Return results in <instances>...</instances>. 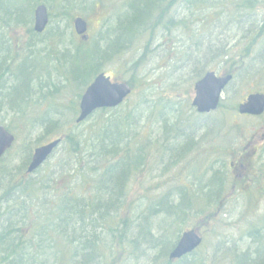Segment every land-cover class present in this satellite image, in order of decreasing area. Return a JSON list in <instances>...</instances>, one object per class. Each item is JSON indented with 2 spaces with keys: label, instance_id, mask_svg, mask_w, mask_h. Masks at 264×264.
I'll return each mask as SVG.
<instances>
[{
  "label": "trees",
  "instance_id": "trees-1",
  "mask_svg": "<svg viewBox=\"0 0 264 264\" xmlns=\"http://www.w3.org/2000/svg\"><path fill=\"white\" fill-rule=\"evenodd\" d=\"M14 2L15 0H12L8 5L4 0H0V124L11 133L10 125H5L4 120L10 116L12 121H18L24 128L21 133L26 132L33 136L31 138L33 142L48 140L51 137H53L51 140L61 138L60 145L65 147L67 165H52L51 175L58 173L60 180L52 177V195H48L46 199L49 205L46 212L37 200L39 191L33 179V174L40 168L28 174L26 162L17 168L13 175H9L11 181L15 179V182L10 187L7 184L6 187L9 189L0 195V203L4 202L0 205V264H102L105 247L102 243L100 248V243L104 229L110 227L107 229L108 232L118 238L124 235L125 229L126 233L134 230V222L130 226L127 225L121 220L120 211L125 206L131 180L144 175L145 165H149L153 155H156L153 146L152 152L150 150V154L146 155V148L137 142L139 134L133 133L137 121H142L143 113L136 105L121 113L118 110L123 104L115 109L97 110L93 113L96 119L85 130L86 133L84 130L74 132L66 129L71 126L75 129L76 125H79L75 120L66 125L48 113L30 119L29 108L36 106L33 97L37 92L42 94L43 80L39 78L37 71L40 67H45L47 60L54 56L56 62L61 64V67H58L59 71L62 70L63 86L72 84V87L81 91L98 74L104 73L103 68L106 65L113 62L120 64L121 55L138 48L142 42H145L144 50L147 51L148 45L156 38L163 36L169 38L171 31L178 29L187 31L189 41L198 44L202 58L213 57L216 60L219 53H211L213 51L211 44H204V32L210 30L207 31L209 34L213 33V30H219L224 37H229L230 28H234L235 34L231 40L234 38V42L236 39L237 43L246 42L243 51L246 55L249 53L252 55L258 40L264 36V0H127L126 7L115 13L112 24L108 28L106 24L101 26L104 33L98 36V41L91 43L89 39L86 43L80 42L70 52L62 49L60 56L59 45L51 49V52L45 48L46 41L44 42L41 37L46 31L39 35L27 25L32 23L33 6L30 5L31 9L28 10ZM34 3L45 6L50 4L48 0ZM92 4L91 1L88 5ZM73 5L74 0L61 1L59 12L62 20L71 19L72 15L69 12L74 8ZM49 11L51 19L53 15ZM54 16L57 17L58 13ZM25 25L29 27L27 32L30 38L24 43V57L17 62L18 54L14 53V45L8 39V31L13 26ZM47 33L54 43L55 38L58 42L60 40L63 42L68 37L65 28L60 32L53 30ZM204 45L205 50H202ZM232 48L234 46L231 44L220 45L218 48L220 60L215 66L216 71L222 64L228 62ZM143 55L136 60L129 59L123 64L124 67L131 71L137 70ZM259 55L264 58V50H261ZM39 56L45 59V63L40 67L35 61ZM255 59L258 60L256 56L250 57L249 65L243 71L239 68L224 74L231 75L232 81L244 75L250 76L252 72L250 66L254 64ZM117 81L126 82L133 89L131 78L127 81ZM36 82L39 83V88L35 90ZM74 110L75 113L78 112L77 109ZM113 111L114 115H108ZM168 127L159 145L158 155L161 161H151V164L164 165L166 163L162 161L165 158L169 159V155L174 159L173 163H177L198 146L199 139L196 136L190 137L181 128ZM38 129L40 133L34 136ZM212 162L225 165L224 159L212 160L210 156H206L201 165H209ZM254 164L246 165H252L250 171H261L264 167ZM81 165H86L87 168L88 165H95L93 176L89 177L80 172ZM239 165L245 164L240 161ZM65 166H69L71 171L66 173ZM76 172L75 177L78 176V181L83 177L87 181L89 177L83 196L73 192V177ZM0 174L7 175L4 167L0 168ZM216 176L220 180L224 178L223 175L215 173L210 178L211 182H215ZM259 177L264 181V173ZM61 182L65 184L62 186ZM212 185L213 183H208V191H202V188L194 191L193 198L186 193L182 196L183 192L179 191L178 195H174L178 199H160L153 203L142 217V222L137 224V236H133L132 245L139 247L142 236L150 235V226L146 225L149 217L176 216L180 210L185 214L189 207H193L192 203L195 200H198V204L202 203V209L198 206L197 212H206L205 204L218 203V196H210ZM220 185L215 184V188ZM190 199L192 201H188ZM20 200L23 201L19 203ZM24 201L39 206L41 212L32 213L25 207ZM261 216L260 224L250 227L244 235V241H248V246L239 252L236 251L234 255L230 253L229 264H264V212ZM156 244L160 248V257L165 258L163 264H206L200 257L199 249L172 261L168 254L175 243L170 244L160 237L155 239L153 245Z\"/></svg>",
  "mask_w": 264,
  "mask_h": 264
},
{
  "label": "rangeland",
  "instance_id": "rangeland-1",
  "mask_svg": "<svg viewBox=\"0 0 264 264\" xmlns=\"http://www.w3.org/2000/svg\"><path fill=\"white\" fill-rule=\"evenodd\" d=\"M4 1L8 5L12 2V0ZM35 1L40 0H15L14 2L21 7L25 6L28 10L33 6L32 23L31 25L27 24L30 27L33 25V10L38 6V3H34ZM61 1L48 0L50 4L46 6L49 7L50 11H48L53 17L49 19L46 32L41 37L44 42L46 41L45 48L50 52L56 45H59V56L62 49H67L70 52L75 45L80 43L72 30L74 17L82 16L86 19L87 34L91 43H94L99 40L98 36L104 33L101 26L106 24V28H108L114 20L115 13L122 11L127 3V0H74V8L69 12L72 15L71 19L62 20L59 12ZM91 1L93 4L88 5ZM57 13L58 16H54ZM27 25L13 26L8 31V39L14 45V53L18 54L17 62L24 57V43L30 38ZM64 28L67 30L66 36L68 37L63 42L62 40L58 42L55 38L54 43L47 32L53 30L60 32ZM207 31L210 30L204 32V44H211L213 47L211 53L217 54L218 52L219 58L218 48L220 45L231 44L234 46L230 50L231 55L228 62L222 64L218 71L215 66L220 59L202 58L198 44L195 41H189L188 32L180 29L171 31L169 38L164 36L156 38L153 43L148 45L149 53L144 50L145 42H142L138 48H133L127 54L121 55L120 64L113 62L103 68L104 74L114 80L132 79V94L118 111L127 112L135 105L142 111V121H137L133 133L139 134L137 142L146 148V155L150 154V150L152 152V146L156 155H153L149 165H145V174L131 180L125 206L120 211L121 220L127 225L130 226L134 222V230L126 233L125 229L124 235L118 238L108 232L107 229L110 227L104 229L100 243V248H102V243L105 247L102 264H163L165 258L160 257L158 245H153L155 239L162 237L166 242L176 244L178 241L176 239H179L183 232L190 229L196 230L203 238L199 254L206 264H229L231 254L234 255L236 251L239 252L248 246V241H244L247 230L261 222V215L264 212V181L259 176L264 173V167L261 171H250L252 165L246 164L264 165V141L261 142L259 139L264 132V114L257 119L240 117L237 115L236 108L250 92L264 93V58L259 55L261 50H264V36L258 40L254 54L246 55L243 51L246 42L237 43V39L234 42V38L231 40L235 34L234 28H230L229 37H224L219 30H213L214 32L209 33L210 35L207 34ZM72 43L73 45H71ZM205 45L202 50H205ZM141 54L144 55L137 70L131 71L128 70V67H124L123 64L126 61L131 58L136 60ZM255 56L258 60L255 59L254 64H251L250 76L244 75L233 79L222 92L221 103L215 112L209 115H198L195 112L191 107V101L193 84L200 79L199 77L203 76L207 70L214 72L217 76L239 68L243 71L249 65V58H255ZM55 59L54 56L48 59L45 67H40L45 63L44 57L39 56L35 60L40 67L37 74L43 80L42 94L37 92L34 95L33 103L36 106H31L28 114L30 119H36L37 116L39 118L48 113L51 117L58 118L63 124L68 125L78 115L74 109L78 110L79 99L84 90L79 91L72 87V84L63 86L62 70L59 71L61 64ZM37 88H39L38 82L34 85V89ZM114 114V111L108 113L111 116ZM95 116L92 114L83 123L76 125L75 129L72 126L66 129L74 132L84 130L83 132L86 133L85 130L94 123ZM4 120L5 125H10L15 142L0 160V168L4 167L7 172L6 176L0 174V195L15 182V179L11 181L9 175H13L15 170L24 163L28 164L36 147L53 138L33 142L31 139L33 136H29V133H21L24 128L18 121H12L10 116ZM168 126L173 129L181 128L190 137L196 136L199 139L198 146L177 163H173L174 159L169 155V159L165 158L162 161L166 164H151V161H161L160 155H158L159 145L163 141L164 131L169 128ZM191 126L194 128L192 129ZM38 133H40L39 129L35 131L34 136ZM173 146L171 144V147ZM65 156V147L60 145L57 150H54L44 166L33 174L36 188L39 191L37 200L45 212L49 206L46 199H48V195H52V177L60 180L58 173L51 175L52 165H67ZM206 156H210L212 160L222 158V161L225 160V165H218L217 162L201 165ZM240 160L245 165H242L241 176L236 177L235 174L238 172L236 169L240 168ZM230 162L235 165L230 167ZM88 166L87 168L86 165H81L80 172L92 177L95 165ZM65 171L66 173L70 172L71 168L65 166ZM44 173L47 174L44 175ZM215 173L223 175L224 178L220 180L216 176L215 182H211L210 178ZM76 174L77 172L73 177V192L83 196L89 177L87 181L84 177L78 181V176L75 177ZM208 183H213L210 196H218V203L205 204L204 211L206 212L198 213L197 209L199 207L202 209V203L198 204V200H195L192 203L193 207H189L185 214L180 210L176 216L149 217L146 225L151 227H149L150 235L142 236L138 248L132 245L133 236H137V224L142 222V217L153 203L160 199H178L174 195H178L179 191L183 192L182 196L186 193L193 198L194 191L200 188L202 191H208ZM219 183L221 185L215 188V184ZM7 184L9 187H6ZM61 184L63 186L65 183L61 182ZM58 189L61 190V187L58 186ZM22 201L20 200L19 203ZM24 203L32 213L39 214L41 212L39 206H33L28 201H24ZM3 204L2 201L0 205Z\"/></svg>",
  "mask_w": 264,
  "mask_h": 264
},
{
  "label": "water",
  "instance_id": "water-1",
  "mask_svg": "<svg viewBox=\"0 0 264 264\" xmlns=\"http://www.w3.org/2000/svg\"><path fill=\"white\" fill-rule=\"evenodd\" d=\"M48 12L44 5H38L33 12V31L42 33L48 24ZM73 31L83 42L88 40L87 22L82 17L72 20ZM231 75L217 77L214 72H207L193 86L194 96L191 102L197 113L204 114L214 111L220 101V95L225 89ZM131 93L126 83L112 82L103 73L97 75L86 87L79 101V113L76 123L83 122L98 109H112L118 107ZM240 115L260 116L264 113V94L253 93L238 105ZM14 136L0 124V159L10 149ZM61 139L53 140L33 150L27 173L34 172L52 154ZM202 242V236L196 230L183 232L174 248L169 253L170 260H177L197 249Z\"/></svg>",
  "mask_w": 264,
  "mask_h": 264
},
{
  "label": "flooded vegetation",
  "instance_id": "flooded-vegetation-1",
  "mask_svg": "<svg viewBox=\"0 0 264 264\" xmlns=\"http://www.w3.org/2000/svg\"><path fill=\"white\" fill-rule=\"evenodd\" d=\"M257 118H259V117H257ZM257 118H254V119H257ZM257 136H258V134H257ZM260 141L262 142V141H264V132L260 135ZM240 158H241V156H240ZM241 160H242V158H241ZM240 160V161H241ZM235 164L233 163V162H231L230 163V167H233ZM239 167L240 168H238V169H236L238 172H236V174H235V176L236 177H240L241 176V170L243 169V167H242V165H239ZM245 168V167H244ZM233 170L235 171V169L233 168Z\"/></svg>",
  "mask_w": 264,
  "mask_h": 264
}]
</instances>
